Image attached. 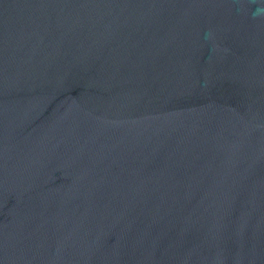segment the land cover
<instances>
[{
  "label": "water",
  "instance_id": "1",
  "mask_svg": "<svg viewBox=\"0 0 264 264\" xmlns=\"http://www.w3.org/2000/svg\"><path fill=\"white\" fill-rule=\"evenodd\" d=\"M0 264H264V0H0Z\"/></svg>",
  "mask_w": 264,
  "mask_h": 264
}]
</instances>
